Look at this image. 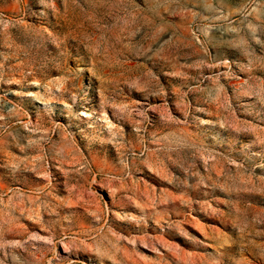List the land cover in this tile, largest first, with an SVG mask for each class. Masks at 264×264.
<instances>
[{
	"label": "rangeland",
	"instance_id": "1",
	"mask_svg": "<svg viewBox=\"0 0 264 264\" xmlns=\"http://www.w3.org/2000/svg\"><path fill=\"white\" fill-rule=\"evenodd\" d=\"M0 264H264V0H0Z\"/></svg>",
	"mask_w": 264,
	"mask_h": 264
}]
</instances>
